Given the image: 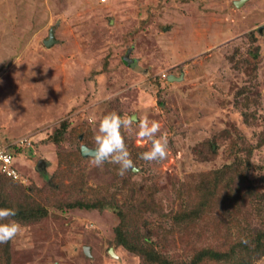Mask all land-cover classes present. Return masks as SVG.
Here are the masks:
<instances>
[{
    "label": "rangeland",
    "instance_id": "obj_1",
    "mask_svg": "<svg viewBox=\"0 0 264 264\" xmlns=\"http://www.w3.org/2000/svg\"><path fill=\"white\" fill-rule=\"evenodd\" d=\"M235 1L0 0V142L26 141L13 155L21 182L5 179L0 200L11 194L17 209L28 194L46 211L18 221V234L0 243V264H148L117 246L111 208L66 209L107 190L132 202L134 238L179 264H218L192 261L221 250L229 220L218 210L185 230L172 217L196 202L198 179L222 166L246 177L231 193L247 211L245 228L264 232V0ZM50 29L55 41L46 46ZM111 111L133 118L121 132L134 168L120 175L111 160L83 157L80 176L68 173L58 155L69 160L80 141H94L98 119L89 117ZM145 115L167 139L163 159L141 157L151 148L137 135ZM58 176L61 191L48 186Z\"/></svg>",
    "mask_w": 264,
    "mask_h": 264
},
{
    "label": "trees",
    "instance_id": "obj_2",
    "mask_svg": "<svg viewBox=\"0 0 264 264\" xmlns=\"http://www.w3.org/2000/svg\"><path fill=\"white\" fill-rule=\"evenodd\" d=\"M66 128L67 122L61 123L59 128L51 134V141L53 143L60 142ZM72 139L79 141L76 134L73 135ZM80 142L84 143L88 148L92 149L94 147V141H86V138ZM13 143L14 141L5 142V144H11V148L15 153L14 155H16L17 152L21 153L23 150L21 148L22 146ZM238 147L239 143H235L233 146L236 153L239 151ZM129 153L130 155L132 154L131 150H129ZM65 157L66 156L63 157L58 155V164L65 167L64 169H66L68 173L71 172L80 176V169L85 168L84 163L87 159L81 157L79 150H77L74 156L69 160ZM135 158L134 156L132 159L133 162ZM114 165L115 164H113V166ZM115 167L118 169V164H116ZM241 167L246 169V164H243ZM129 170L130 169H127V171ZM17 172L20 174L18 170ZM61 173L64 172L58 170L57 174L59 176ZM59 176L52 179L54 184L51 183L48 185L50 188H54L55 191H61L63 188L62 178ZM5 179L14 183L16 182L0 173V197L7 186ZM248 183L246 177L242 175L240 171H233L232 169L222 166L218 169L211 170L205 177L202 176L201 179H198L195 185L196 193L194 199L197 198L195 203L190 205L186 201L183 202V198L181 199L183 207L172 217V224L174 226L185 224L187 225L185 228L186 230L188 224L192 221L200 220L204 215L208 219L212 218V216L214 218L215 216H220V213L221 216L224 217V220H229L226 221L227 237H224L223 242L220 244V247H222L221 250L215 251L211 248L201 250L197 253L195 260L192 262L198 261L199 259H207L218 264H253L254 261L263 257L264 232L250 231L245 228L246 225L242 214H246L247 211H244V204L234 198L235 196H232L231 193L239 190V188L247 186ZM29 197L28 194L22 196L20 201L14 205L17 209L16 216L13 217V219L24 224L36 222L46 215V211L43 210L38 203L30 201ZM126 197L125 202L119 204L116 200V194L110 193L109 190H107L101 193L100 197L98 196L93 199L76 198L72 202L66 204V209L101 211L104 208H111L118 218V223L114 229L117 246L122 247L129 253H133L148 264H179L157 252L148 238H134L137 236L136 234L133 235L136 231L134 228L136 227L135 219L137 216L134 213L132 202L130 200L127 201ZM13 200L14 198L9 194L7 200H0V207H10L9 205ZM133 201L138 202V199H133ZM23 203L25 204L23 205ZM259 217L263 216L260 215Z\"/></svg>",
    "mask_w": 264,
    "mask_h": 264
},
{
    "label": "clouds",
    "instance_id": "obj_3",
    "mask_svg": "<svg viewBox=\"0 0 264 264\" xmlns=\"http://www.w3.org/2000/svg\"><path fill=\"white\" fill-rule=\"evenodd\" d=\"M89 119L93 122L98 119L94 147L88 149L91 162L100 166L105 161L111 160L119 165L117 171L120 175H123L125 170L134 168L121 132L122 127L129 126L134 122L133 118L111 111L104 113L99 118L93 115ZM160 127L158 121H150L147 115L139 120L137 135L151 141L150 150L141 153V157L145 160L163 159L167 155V139L163 136L159 138L155 136ZM15 216L16 209L14 207H0V243L13 239L20 231L22 225L16 219H12Z\"/></svg>",
    "mask_w": 264,
    "mask_h": 264
},
{
    "label": "built area",
    "instance_id": "obj_4",
    "mask_svg": "<svg viewBox=\"0 0 264 264\" xmlns=\"http://www.w3.org/2000/svg\"><path fill=\"white\" fill-rule=\"evenodd\" d=\"M100 1L103 2L105 0ZM25 142V139H18L13 144L23 146ZM13 155L14 151L11 148V144L0 143V173L12 180L21 182L20 174L13 166Z\"/></svg>",
    "mask_w": 264,
    "mask_h": 264
},
{
    "label": "water",
    "instance_id": "obj_5",
    "mask_svg": "<svg viewBox=\"0 0 264 264\" xmlns=\"http://www.w3.org/2000/svg\"><path fill=\"white\" fill-rule=\"evenodd\" d=\"M244 1H245V0H238V1H235V2H234V5H235L236 7H238V6H240ZM54 41H55V40H54L53 29H50V30H49V36H48V39L46 40L45 44H46V46H49V45L52 44ZM168 80H169V81L173 80V79H172V76H171V77L169 76V77H168ZM88 149H91V148H88L86 145H81V146H80V154H81L82 157H91V156H90V153L88 152ZM40 163H42V162H40Z\"/></svg>",
    "mask_w": 264,
    "mask_h": 264
}]
</instances>
